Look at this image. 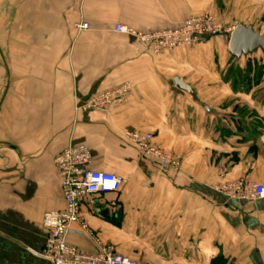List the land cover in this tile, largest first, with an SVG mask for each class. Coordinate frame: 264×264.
Instances as JSON below:
<instances>
[{
    "label": "crops",
    "instance_id": "crops-1",
    "mask_svg": "<svg viewBox=\"0 0 264 264\" xmlns=\"http://www.w3.org/2000/svg\"><path fill=\"white\" fill-rule=\"evenodd\" d=\"M259 6L264 0H0V264H53L39 254L42 218L65 207L54 159L71 142L90 147L93 169L127 180L83 203L85 220L118 252L148 264H264V198L238 201L213 188L225 166V181L264 182V60L243 90L225 74L250 60L231 56L228 34L156 55L116 30L202 14L229 22L230 13L239 16L233 26L264 34ZM79 21L89 28L77 30ZM127 81L124 103L82 107ZM128 130L153 133L181 168H160ZM68 241L96 247L89 234Z\"/></svg>",
    "mask_w": 264,
    "mask_h": 264
},
{
    "label": "built area",
    "instance_id": "built-area-1",
    "mask_svg": "<svg viewBox=\"0 0 264 264\" xmlns=\"http://www.w3.org/2000/svg\"><path fill=\"white\" fill-rule=\"evenodd\" d=\"M79 31L89 28V23L75 24ZM233 27H225L214 15L202 14L184 20L173 27L156 30H139L124 24H117L118 32L133 36L147 45L154 54L164 55L178 48L191 47L215 35H230ZM132 93V84L124 82L115 88L88 97L84 109L106 110L113 105L124 103ZM125 137L145 156L154 158L160 168L179 170L181 156L159 147L155 135L128 130ZM62 177V193L65 207L62 210L46 212L42 224L47 231L43 250L39 253L53 264H148L122 254L106 243L83 217V203L87 200L96 204L95 197L103 193L120 192L127 180L125 177L104 170L92 168L95 161L92 150L85 143L71 142L54 159ZM227 166L221 169V181L213 188L234 200H259L264 198V182H255L242 176L225 181ZM78 224V228H74ZM71 233L89 234L95 241L94 250H85L68 241Z\"/></svg>",
    "mask_w": 264,
    "mask_h": 264
},
{
    "label": "water",
    "instance_id": "water-1",
    "mask_svg": "<svg viewBox=\"0 0 264 264\" xmlns=\"http://www.w3.org/2000/svg\"><path fill=\"white\" fill-rule=\"evenodd\" d=\"M261 50L264 53V34L251 25L237 24L229 36V52L232 57L240 59ZM177 86L190 90L179 77L175 79Z\"/></svg>",
    "mask_w": 264,
    "mask_h": 264
},
{
    "label": "rangeland",
    "instance_id": "rangeland-1",
    "mask_svg": "<svg viewBox=\"0 0 264 264\" xmlns=\"http://www.w3.org/2000/svg\"><path fill=\"white\" fill-rule=\"evenodd\" d=\"M257 1H259V0H257ZM263 9L264 8L262 6H259L257 8V15L256 16L258 19L263 14V12H262ZM224 11H225V9H224ZM226 14L231 19L229 22H227L226 20H219V19L218 20L221 21V23L224 24L225 27H233V24H235L237 22L236 18L239 16H237V17H235V19H233L234 17L230 13H226ZM228 14H230V15H228ZM263 19L264 18H262L261 21L257 22L258 25L261 26V28L264 27V20ZM255 20H257V19H255ZM255 56H260V57H255ZM246 58L250 60L247 64L246 68L241 69L237 64H235L234 65L235 68H234V66L229 68L227 74H225V78H228V77L231 78L232 77V78H235L237 80V82L239 81V83H242L240 87H242L243 90L246 88V84H247L248 79H250L251 77L258 78V77L262 76V74H263V63L262 62L264 60V54L262 53V51H257L254 54L247 55ZM240 59H242V57ZM240 59H237V60H240Z\"/></svg>",
    "mask_w": 264,
    "mask_h": 264
}]
</instances>
